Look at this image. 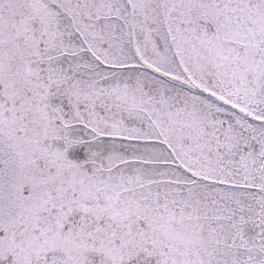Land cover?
Instances as JSON below:
<instances>
[{"label":"snow or ice","instance_id":"6c2138e0","mask_svg":"<svg viewBox=\"0 0 264 264\" xmlns=\"http://www.w3.org/2000/svg\"><path fill=\"white\" fill-rule=\"evenodd\" d=\"M0 264H264V0H0Z\"/></svg>","mask_w":264,"mask_h":264}]
</instances>
